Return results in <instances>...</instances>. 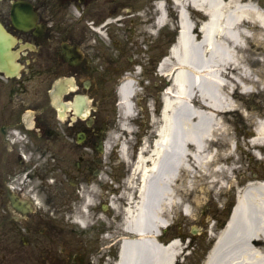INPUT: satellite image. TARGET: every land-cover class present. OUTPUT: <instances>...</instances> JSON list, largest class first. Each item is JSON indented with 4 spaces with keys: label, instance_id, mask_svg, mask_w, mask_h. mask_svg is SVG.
Returning <instances> with one entry per match:
<instances>
[{
    "label": "flooded vegetation",
    "instance_id": "obj_1",
    "mask_svg": "<svg viewBox=\"0 0 264 264\" xmlns=\"http://www.w3.org/2000/svg\"><path fill=\"white\" fill-rule=\"evenodd\" d=\"M0 23L13 67L0 70V264H109L129 170L99 164L97 146L116 82L157 75L177 13L171 0H0ZM81 208V229L64 222Z\"/></svg>",
    "mask_w": 264,
    "mask_h": 264
},
{
    "label": "bare ground",
    "instance_id": "obj_2",
    "mask_svg": "<svg viewBox=\"0 0 264 264\" xmlns=\"http://www.w3.org/2000/svg\"><path fill=\"white\" fill-rule=\"evenodd\" d=\"M178 6V38L159 65V73L169 81L159 117H152L153 140L142 144L133 163L127 141L118 144L121 159L131 166L127 183L133 195L124 199L129 237L122 240L115 264L176 260L181 244L174 240L160 245L153 238L156 228L167 224L175 208L190 213L182 195L194 188L189 170L210 177V188L227 185L224 176L233 169L226 162L234 150L225 118L241 108L235 91L243 97L247 84L264 91L263 65L253 71L249 64L256 60L246 59L250 41L264 47L263 8L251 0H180ZM133 83L127 80L118 89L124 113L120 128L126 134L132 132L126 121L134 116ZM256 136L253 143L263 144V120ZM76 221L83 225L82 216ZM203 264H264V180L247 182L238 190L233 212Z\"/></svg>",
    "mask_w": 264,
    "mask_h": 264
},
{
    "label": "rangeland",
    "instance_id": "obj_3",
    "mask_svg": "<svg viewBox=\"0 0 264 264\" xmlns=\"http://www.w3.org/2000/svg\"><path fill=\"white\" fill-rule=\"evenodd\" d=\"M251 1L264 8V0ZM196 19L198 21L201 20V18ZM254 32H256V30H254ZM247 49V62L251 59L256 60L255 64H249L250 68L253 71H257L261 65H263L264 68V47H262V44L257 41H250L247 45ZM168 53L169 50L167 51L166 55ZM154 79H156V77H154ZM254 79L258 80L257 74L254 75ZM152 83L153 81L147 82L146 87H143L141 91L138 90L137 87V90L140 92L136 94V98L133 97L135 105L137 98L142 97L143 95L148 97L150 93L154 94ZM161 84L163 86L162 90H164L167 86V84L164 82V79L161 80ZM245 88L247 89L248 93L243 97H240L238 91H235V95L239 97L237 99V103L241 105V108L236 111L228 112L225 118L226 124L229 127L230 135L233 139L234 150L233 156L228 162H226V165L233 169V171L229 173L228 178L224 176L227 185L221 190L216 186L210 188L208 183V181L211 180L210 177H201L199 174H194L195 172H193V170H189L187 178L192 180V183H194V188L191 189V192L182 195L184 196L185 203H183V205H188L190 207V213L186 216L182 215L181 207H178L176 210L174 209L172 213H170L171 220L172 215L176 217L174 220H172L173 225L170 229L171 232L175 234L174 236L176 238H179L178 236L180 235L184 236V242L186 239L192 240L188 248L186 246V248L183 249V251H189V253L183 252V254H189L188 257L185 256V261L188 262V264H201L202 261L207 258L217 236L222 232L223 227L228 219V215L225 213V203L228 200L234 201L236 198V190L243 187L247 181H252V175L254 173L258 176L262 175L261 177H264V143L261 145L260 143H253L258 139L256 136L257 124L262 120L264 121V91L258 92L255 89L253 90V87L249 84H247V87ZM150 98L153 100L154 107L155 105L159 106V100L155 103L154 97ZM145 104H147V101H143V103H141L142 106ZM137 106L138 105H136V107ZM137 111H139L138 108ZM114 117L115 116H113L110 121L109 131L106 135L109 144V150L105 155V165L106 168L115 169L116 174H119V169L128 168L126 166V162L122 161L118 155L119 141H127L130 155H135L140 144L143 141L150 142V138L153 136L151 133V126L148 127L145 125L147 128L142 132V128L140 127L141 122H137V119H129L126 121L132 130L130 134H126L120 128L121 124L123 123L122 116L120 115L118 119ZM156 118H158V116H156ZM144 121H146V119H144ZM144 121L142 122L143 124ZM134 124H136V126ZM141 134L144 136L141 138L138 137V135L140 136ZM115 155L117 156V159ZM107 158L111 160L107 161ZM194 176L197 177L195 178ZM65 189H67V186ZM31 194L34 195V192H31ZM192 200L196 201L192 203ZM78 212L79 210L77 213ZM182 218L184 219L182 222L183 226H180L179 223ZM65 221L66 220H64V222ZM177 227H179V229H177ZM192 228L196 229L195 236H191ZM192 246L193 249H191ZM183 254L178 256L179 258L177 259L179 260ZM9 264L17 263H15L13 259V262L11 261Z\"/></svg>",
    "mask_w": 264,
    "mask_h": 264
}]
</instances>
